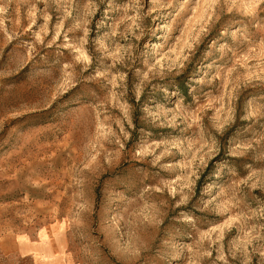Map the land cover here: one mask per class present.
Segmentation results:
<instances>
[{
  "label": "rangeland",
  "instance_id": "374dc122",
  "mask_svg": "<svg viewBox=\"0 0 264 264\" xmlns=\"http://www.w3.org/2000/svg\"><path fill=\"white\" fill-rule=\"evenodd\" d=\"M0 264H264V0H0Z\"/></svg>",
  "mask_w": 264,
  "mask_h": 264
}]
</instances>
